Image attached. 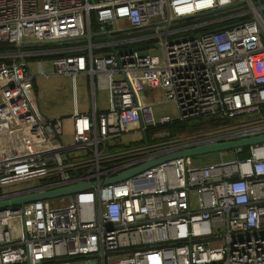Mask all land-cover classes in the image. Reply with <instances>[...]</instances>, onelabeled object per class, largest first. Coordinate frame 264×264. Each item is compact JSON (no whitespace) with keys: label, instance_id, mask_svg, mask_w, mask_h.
I'll return each mask as SVG.
<instances>
[{"label":"built area","instance_id":"obj_1","mask_svg":"<svg viewBox=\"0 0 264 264\" xmlns=\"http://www.w3.org/2000/svg\"><path fill=\"white\" fill-rule=\"evenodd\" d=\"M261 11L257 0H0V43L85 37L56 58L27 62L41 55L26 51L13 66L0 62V197L97 184L65 205L0 210V264H264V144L248 158H239L244 149L214 163L178 158L100 185L177 148L264 133ZM156 44L162 56L143 49ZM43 63L46 78L90 77L109 110H76L66 138L63 119L45 118L26 94ZM165 104L180 122L230 123L171 137L159 129L169 117L155 112Z\"/></svg>","mask_w":264,"mask_h":264},{"label":"water","instance_id":"obj_2","mask_svg":"<svg viewBox=\"0 0 264 264\" xmlns=\"http://www.w3.org/2000/svg\"><path fill=\"white\" fill-rule=\"evenodd\" d=\"M258 4H262V0H257ZM246 5V1H241L234 3L232 5L223 7V8H218L215 10L199 13L196 15H192L189 17H183L176 22H186V21H191L199 18H204L216 14L223 13L228 10H233L237 8H241ZM261 16H264L263 11H261ZM229 28V27H228ZM227 29V28H225ZM133 30H138V29H133ZM219 30H224V29H218L214 30L213 32H217ZM201 35H195L193 37H189L186 39H182L180 41H185V40H192L195 38H199ZM85 40V37L81 38H66V39H61V40H46V41H22L19 43H16V52L14 53H6V54H0V57H11V56H20L26 51H24L25 47H40V46H51V45H59V44H64V43H69V42H76V41H81ZM178 41V42H180ZM159 45H151L148 47H144L143 49H155L158 48ZM264 144V133L262 134H257L253 136H249L246 138L238 139V140H233V141H222V142H210L207 144L203 145H198L194 147H182V148H177L169 153L160 156L158 158H155L153 160L148 161L147 163L133 168L129 171H126L114 178L107 179L105 181H101L100 185H108L111 183H116L120 182L124 179L130 178L144 170L150 169L154 166H158L162 163L169 162L178 158H186V157H192V158H197L200 156L204 155H209V154H214V153H219L223 151H231V150H236V149H245L249 148L251 146L255 145H260ZM97 186V184H90L87 182H77L72 185H68L62 188L54 189V190H41L40 188L33 189L32 192H19L15 194H10V195H4L0 197V210L10 208V207H19V206H24L26 204L36 202V201H42V200H52L55 198L63 197V196H68L72 195L75 193H78L83 190L91 189L92 187Z\"/></svg>","mask_w":264,"mask_h":264},{"label":"rangeland","instance_id":"obj_3","mask_svg":"<svg viewBox=\"0 0 264 264\" xmlns=\"http://www.w3.org/2000/svg\"><path fill=\"white\" fill-rule=\"evenodd\" d=\"M207 19L206 17L204 18H199L195 19L194 21H202ZM193 21V22H194ZM190 21L186 22H179L177 26H183L186 24H189ZM70 48V47H67ZM67 48H46V49H41L38 50L40 52V55L43 56H51V55H60L59 53H62V50H65ZM153 55L157 56H162V49H155L152 51ZM36 65H33V67ZM43 66L47 70L50 69V64L48 63H43L38 65V67ZM34 86L35 90L37 91V95L39 98V103L42 109V112L45 116H48L50 118L56 119V118H64V135L69 136L70 135V130L67 128V121L69 118L70 113L74 109V100H73V81L69 76L66 75H61V76H54V77H36L34 81ZM77 89H78V104H79V110L81 112H85L89 110V99L88 95L89 89H88V83L87 79L83 75H78L77 77ZM26 94L29 97L31 103L34 104L33 101L36 102L37 97L34 94L33 89L29 90L28 88L26 89ZM106 96L103 91L98 90L97 91V103L98 107L101 109L103 107H106ZM155 112L157 115V118L159 119L162 116H167L169 117L171 123L166 126V127H160L159 129H167L169 131V126L174 123H183L178 120L176 109L173 105L171 104H165V105H160L155 108ZM170 133V131H169ZM171 134V133H170ZM68 138V137H66ZM138 136L136 134H131L126 136L125 140L127 141H132L137 139ZM9 144L7 145L8 147L12 148V142H8ZM236 154L232 155L231 159H236ZM219 158V153H214V154H209V155H204L197 157L196 163L197 164H206V163H214L217 162ZM52 204H55L57 206L65 205L67 204V197H59L50 200ZM71 264H82V260H75L72 261Z\"/></svg>","mask_w":264,"mask_h":264},{"label":"trees","instance_id":"obj_4","mask_svg":"<svg viewBox=\"0 0 264 264\" xmlns=\"http://www.w3.org/2000/svg\"><path fill=\"white\" fill-rule=\"evenodd\" d=\"M264 3V0H262ZM93 27L96 28V22L95 19L93 20ZM221 28V26H214V27H209L205 29L204 31H214L216 29ZM84 41L81 42H69V43H64V44H59V45H51V46H40V47H25L24 51H38L41 49H46L49 47L52 48H67V47H74L78 45H83ZM16 52V46L14 44H8V43H0V54H6V53H14ZM97 53H99L97 51ZM59 57L58 55H51V56H32L26 58L27 62H36V61H42V60H48L52 58ZM19 57H0V62L5 63L8 66H13L15 62H20ZM230 123L229 121H224L220 119H198V120H193V121H188V122H183V123H174L171 124L168 128L171 133V137L177 136L179 134H187V133H195L199 132L202 130L210 129L216 126H220L223 124H228ZM250 156V152L248 148H245L242 153L239 155L240 159L248 158Z\"/></svg>","mask_w":264,"mask_h":264},{"label":"crops","instance_id":"obj_5","mask_svg":"<svg viewBox=\"0 0 264 264\" xmlns=\"http://www.w3.org/2000/svg\"><path fill=\"white\" fill-rule=\"evenodd\" d=\"M37 66V65H36ZM43 70H46V68H44L43 66H41V67H36L35 68V71H34V80H33V83L32 84H30L29 86H28V89L29 90H31V89H33V91H34V94L36 95V97H37V100H36V102L35 101H33L34 102V104L36 105V106H38V108H39V110L41 111V113L43 114V112H42V109H41V106H40V103H39V98H38V93H37V91L35 90V86H34V81H35V79H36V77H38V76H40V77H44V76H42V75H40L41 73H42V71ZM80 75H83V76H85L86 77V79H87V83H88V89H89V95H88V99H89V110L88 111H85V112H81L80 110H79V104H78V89H77V77L74 79L73 77H71V76H69L71 79H72V81H73V100H74V109H73V111L70 113V115H69V118H68V121H67V128H69V129H71L72 128V117H73V114L75 113V111L77 110L79 113H81V114H86V115H89V116H92L93 115V113H94V108H96V110H98V111H107V110H109V108H110V104H109V100H108V95H107V93H105V96H106V107H103V108H99L98 107V103H97V91H98V89H96V88H94L93 86H92V80H91V78L90 77H88L87 75H84V74H80ZM157 92H147L146 93V95L150 98V99H152L153 97H155V96H157ZM44 115V114H43ZM45 116V115H44ZM45 118H48V119H53V118H50V117H48V116H45ZM56 119H58V118H56ZM61 119H64V118H62L61 117ZM11 137H12V144H13V142H18V140H17V137L15 136V135H10ZM4 142V141H3ZM3 145V144H2Z\"/></svg>","mask_w":264,"mask_h":264},{"label":"flooded vegetation","instance_id":"obj_6","mask_svg":"<svg viewBox=\"0 0 264 264\" xmlns=\"http://www.w3.org/2000/svg\"><path fill=\"white\" fill-rule=\"evenodd\" d=\"M132 31L130 32V33H132V34H139V33H141L140 31H135V30H133V29H131Z\"/></svg>","mask_w":264,"mask_h":264}]
</instances>
